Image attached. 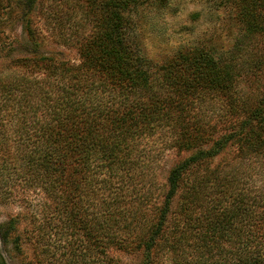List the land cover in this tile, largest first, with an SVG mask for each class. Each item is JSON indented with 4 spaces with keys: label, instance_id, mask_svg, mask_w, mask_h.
<instances>
[{
    "label": "trees",
    "instance_id": "obj_1",
    "mask_svg": "<svg viewBox=\"0 0 264 264\" xmlns=\"http://www.w3.org/2000/svg\"><path fill=\"white\" fill-rule=\"evenodd\" d=\"M0 1L7 15L19 8L26 33L24 55L0 67V182L46 200L43 221L29 219L26 242L41 246L29 264H123L110 249L136 252L137 264H264V190L239 189L236 168L264 165V85L262 98L242 86L264 84V0H207L239 23L231 47L179 49L161 64L144 56L133 20L156 0H73L83 15L72 25L76 64L40 50L37 0ZM252 51L260 58L244 62ZM155 135L189 153L159 193L138 149ZM17 227L11 218L0 237L20 252Z\"/></svg>",
    "mask_w": 264,
    "mask_h": 264
},
{
    "label": "rangeland",
    "instance_id": "obj_2",
    "mask_svg": "<svg viewBox=\"0 0 264 264\" xmlns=\"http://www.w3.org/2000/svg\"><path fill=\"white\" fill-rule=\"evenodd\" d=\"M206 1L165 0L159 3L156 0L136 8L133 12V20H135L139 42L137 43L144 56L153 63L161 64L179 49L202 46V44L215 48L218 53L229 49L240 25L232 15H228V10L217 9ZM3 4L6 2L0 1V6ZM73 4V0H37L31 11L30 25L37 34H40L41 51L54 52L62 60L76 64L79 58L75 45L71 43L75 40L72 25L81 24L83 15L81 9ZM12 5L14 8L11 15L5 14L0 8V67L8 64L11 57L24 55L21 46L23 42L25 44L26 33L23 30V22L18 21L19 8L14 3ZM80 28L79 26L78 29ZM65 41L70 42L65 43ZM257 58H260L259 53L252 51L244 62ZM8 66L10 69L15 68L11 64ZM259 79L256 81L245 77L242 81V86L253 98L257 94L263 97L261 92L264 84H261L262 78L259 77ZM219 115L221 114L218 111L214 113L212 123L216 122L217 128L223 129L228 125L225 123L226 116L218 117ZM140 148H143L145 154L141 158L144 163L145 180L151 178L155 181L157 193L161 191L169 169L189 154L178 152L174 147H165L162 139L157 135L143 138L138 145V149ZM225 149L227 150L219 156L222 158L221 163H227L233 154L232 149L237 148L235 145H230ZM262 165L263 163L255 159H241L236 167L239 182L237 187L243 188V191L248 189L255 192L259 188L264 190V165ZM6 182L9 180L0 183ZM45 201L41 190L34 191L29 187H24L18 180L10 181L7 186L0 188V226L16 217L18 221L16 234L24 243L20 246L22 251L18 252L12 243V238L9 243L4 244L0 237L1 252L7 264H29L27 258L32 256V252L39 253L34 249L36 245L41 247L38 240L32 238L31 243H27L26 238L29 231L33 229V224L29 222L31 215L37 216L36 225L43 221L45 210L43 202ZM181 202L180 200L179 203ZM40 243L43 244V242ZM109 253L123 264H137L139 260L136 252L110 249ZM163 261L169 264L167 259Z\"/></svg>",
    "mask_w": 264,
    "mask_h": 264
},
{
    "label": "flooded vegetation",
    "instance_id": "obj_3",
    "mask_svg": "<svg viewBox=\"0 0 264 264\" xmlns=\"http://www.w3.org/2000/svg\"><path fill=\"white\" fill-rule=\"evenodd\" d=\"M0 264H7L5 257L1 252V247H0Z\"/></svg>",
    "mask_w": 264,
    "mask_h": 264
}]
</instances>
